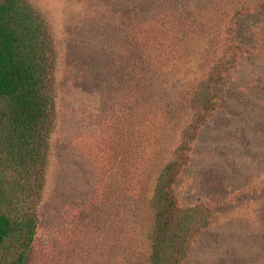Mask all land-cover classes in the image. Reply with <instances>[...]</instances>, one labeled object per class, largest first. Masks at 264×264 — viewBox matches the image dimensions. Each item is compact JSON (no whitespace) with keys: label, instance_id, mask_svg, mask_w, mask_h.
Wrapping results in <instances>:
<instances>
[{"label":"rangeland","instance_id":"374dc122","mask_svg":"<svg viewBox=\"0 0 264 264\" xmlns=\"http://www.w3.org/2000/svg\"><path fill=\"white\" fill-rule=\"evenodd\" d=\"M25 1L56 58L24 264H150L166 217L159 264H264V0Z\"/></svg>","mask_w":264,"mask_h":264},{"label":"trees","instance_id":"16d2710c","mask_svg":"<svg viewBox=\"0 0 264 264\" xmlns=\"http://www.w3.org/2000/svg\"><path fill=\"white\" fill-rule=\"evenodd\" d=\"M55 58L39 12L25 0H0V264H24L34 240L54 122ZM155 189L153 204L161 208L168 196ZM170 225V217L160 224L150 264H159Z\"/></svg>","mask_w":264,"mask_h":264}]
</instances>
